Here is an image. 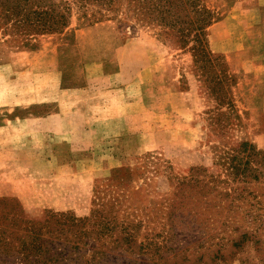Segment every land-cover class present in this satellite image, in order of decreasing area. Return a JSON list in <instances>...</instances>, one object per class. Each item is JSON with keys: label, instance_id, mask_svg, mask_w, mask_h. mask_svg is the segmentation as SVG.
I'll return each mask as SVG.
<instances>
[{"label": "rangeland", "instance_id": "374dc122", "mask_svg": "<svg viewBox=\"0 0 264 264\" xmlns=\"http://www.w3.org/2000/svg\"><path fill=\"white\" fill-rule=\"evenodd\" d=\"M127 2L89 25L71 3L52 33L0 17L7 248L32 223L47 236L51 218L65 229L48 256L64 264H264V76L249 71L264 61V7L201 0L213 21L196 41ZM16 252L0 264H21Z\"/></svg>", "mask_w": 264, "mask_h": 264}, {"label": "trees", "instance_id": "16d2710c", "mask_svg": "<svg viewBox=\"0 0 264 264\" xmlns=\"http://www.w3.org/2000/svg\"><path fill=\"white\" fill-rule=\"evenodd\" d=\"M116 0H0V17L5 21H12L15 27L29 26L33 34H43L62 31L70 23L71 3L79 6L82 14L79 18H84L82 23H93L100 21L97 14L104 16L103 10H113L112 5ZM128 7L134 12L139 20L148 24H157L168 30L172 36H178L179 33L182 40L188 37L192 32L193 38L199 41L205 37L207 27L212 23V12L207 9L201 0H126ZM88 6H94L95 12L91 14L92 18L87 14ZM104 12V11H103ZM191 13H201V23L194 27L186 28L184 23ZM215 20V19H214ZM189 24L193 25V22ZM169 33V31L167 32ZM186 42V39H185ZM15 215H13L14 218ZM16 221V219H14ZM64 222L47 218L46 233L44 236L41 228L34 223L32 226L25 227L27 237L32 239L27 242L23 240L21 250L8 249V244L13 238L14 232L9 229L0 231V238L7 236L8 241L0 240V254L13 257L16 252L21 255V264H64L61 254L58 256H48L50 254V243L61 241L63 235ZM38 228V229H37ZM37 233L34 236V233ZM49 245V246H48ZM19 246V247H20ZM49 247V248H48ZM4 259L1 261L3 262Z\"/></svg>", "mask_w": 264, "mask_h": 264}, {"label": "crops", "instance_id": "0c3cea01", "mask_svg": "<svg viewBox=\"0 0 264 264\" xmlns=\"http://www.w3.org/2000/svg\"><path fill=\"white\" fill-rule=\"evenodd\" d=\"M259 4L261 7H264V0H258ZM227 21V20H226ZM242 23H244L243 21H241ZM255 24V21L253 22H250L248 25L249 26H246L248 29H251ZM216 25V24H215ZM214 25V26H215ZM214 36V35H213ZM234 39V38H233ZM242 39V40H241ZM248 39L247 35L246 37L244 38V36H242V38L240 37H236L235 38V41H234V45L233 47H231V49L225 51V54L226 56H230L233 51L232 50H240L241 48L243 49V47L245 46V43H246V40ZM238 45V46H237ZM244 68V67H243ZM235 71H237L238 69H234ZM247 72L248 70L245 69ZM249 71L251 72H255L256 74H260V75H263L264 76V61H261V62H254V63H251L250 67H249Z\"/></svg>", "mask_w": 264, "mask_h": 264}]
</instances>
